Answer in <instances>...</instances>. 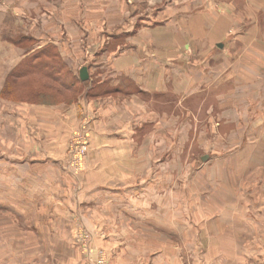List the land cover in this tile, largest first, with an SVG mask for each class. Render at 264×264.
I'll return each mask as SVG.
<instances>
[{"label":"rangeland","instance_id":"rangeland-1","mask_svg":"<svg viewBox=\"0 0 264 264\" xmlns=\"http://www.w3.org/2000/svg\"><path fill=\"white\" fill-rule=\"evenodd\" d=\"M130 1L0 0V264H264V13L225 0L212 19L225 33H168L177 0ZM112 6L136 8L107 19ZM93 8L85 55L99 38L118 55L148 24L164 64L118 75L94 58L81 86L52 81L49 60L79 73L57 45L38 46L42 27ZM124 20L133 32L115 34ZM109 93L122 123L96 132L86 117L47 125L37 108Z\"/></svg>","mask_w":264,"mask_h":264},{"label":"crops","instance_id":"crops-1","mask_svg":"<svg viewBox=\"0 0 264 264\" xmlns=\"http://www.w3.org/2000/svg\"><path fill=\"white\" fill-rule=\"evenodd\" d=\"M127 1L131 2L130 0ZM176 3L177 6L173 7L174 10L171 11V16L169 15L172 21L167 22L166 24L168 25V28H166L168 30V33H179L180 32L179 28L181 29L184 28L182 29V32L184 33H193V34L194 33L212 34V33L226 32V29L223 32L222 30L223 27L221 29L218 28L216 30H213V22H212V19H215L219 15H224V13H220V12H223L224 9H226L228 6L225 0H177ZM132 7L133 6L130 7L131 9L126 10V14H125L123 13V11L121 12V10H117L115 7L112 6V10L111 11L108 10L107 13L104 14V17L107 19L118 18V17H120V19L121 18L127 19L131 17L135 12L134 9L136 7L133 10ZM248 8H251V10H253L255 14L257 13L261 15L262 13H264V0H247V4L244 6L243 10L251 11ZM157 11L158 10H155L156 15L160 10L158 12ZM88 12H90L91 14H88L87 12L84 14V12L82 11L75 10L72 15L69 14H64L60 16L53 15L54 17L53 19H59L60 17L65 20L53 21L51 22V26L45 23V25L42 27L44 29V33H41V35L38 37V41H39L38 46H40L42 43L43 44L53 43L57 45L60 54L63 56L62 58L66 60L68 64L72 66L74 65L76 67L77 73H79L81 67L87 66L88 75H90L89 69H90V65L93 64L92 61L94 58H96L95 60H98L94 63V66H104V67L109 66L112 69L113 67H115L116 70L114 69L113 70L115 72H118L117 73L118 75L120 73H124V74L126 73V75L129 74L130 69L128 70V68L131 67L133 63H138L140 66L141 65L149 66V65H153V63L156 61L157 63L155 62L154 64L160 67L164 64L163 52L161 49L163 47L162 40L164 39V37L157 36L159 35V33L157 32L156 37L152 36L154 39L151 38L149 43V40L146 37V35L149 34V30H148L149 27L147 23H146L147 25H141L137 31V33L140 34L139 37L142 38V41L138 43L131 42L123 45V47H121V49H123V52H120L121 54L118 53V55H112L113 52H109L108 49L107 50L103 49V46L105 44V39L103 38L101 41V38H99V41H97L90 48V50H92L91 51L92 53L85 55L82 52V51H86L85 50L86 47H84L83 45L84 35L87 32L89 33L94 32V28H92V26H94V22L92 20L85 22L84 20L91 19L90 18L91 16H93V18L99 16V14L97 13L98 10L95 11L94 8L88 9ZM159 15L161 18L165 17L163 15V11H160ZM42 16H46L45 11H42ZM76 16L81 21L78 20L79 22H72L70 18ZM68 17L70 18L68 19ZM178 18H180V20L176 21V19ZM179 21H182L184 23H181ZM83 22L87 26H83L82 25ZM110 26L112 27L113 32L115 34L118 33L131 34L134 30V26H132L130 22H127L125 20L118 26L114 24ZM160 28L161 27H157V30H160ZM57 32H60L61 34L57 35ZM220 44L221 43H218V45ZM149 45H155V46L157 45V47H161V48H157L156 51L158 52L155 53L156 51L153 50L150 51ZM152 49H155L154 46ZM101 50L103 52L101 53V58H100L98 54L101 52ZM151 56H153L154 58H152ZM20 58H18V60ZM18 60L15 61V63L11 65V67L17 64ZM170 62L171 64H175L177 63V59L172 60ZM121 69H123V71H121ZM149 70L150 69H147L145 72L150 73ZM152 70L154 71L155 69ZM152 74L151 77H154V73ZM149 80H153V82L156 81L155 78ZM140 88H141V83H140ZM147 91H148L147 89H143V92H147ZM116 93H118V91H116ZM116 93H109V95L107 96L91 98V99H88L87 97H82L76 103L68 106H63V105H57L51 107H46V106L37 107L32 105H27V106L43 109L44 113L48 115L47 116L48 119L46 121L47 125H80L82 122L83 123L81 125H85L86 123H84V119L86 117L91 121L89 125H93L92 130L96 132L97 130H100L99 128L107 127V125H121L122 119L120 118L121 116L119 115L120 112H115L111 106V101H113L111 95H114ZM134 96L135 98H138L137 95ZM129 98H132V96L130 95ZM31 125H35V123L32 122ZM94 138L95 141L96 137ZM71 175L75 176L72 173Z\"/></svg>","mask_w":264,"mask_h":264},{"label":"trees","instance_id":"trees-1","mask_svg":"<svg viewBox=\"0 0 264 264\" xmlns=\"http://www.w3.org/2000/svg\"><path fill=\"white\" fill-rule=\"evenodd\" d=\"M55 57H53V58H55ZM50 59H52V58H50ZM60 60H61V58H60ZM60 60L58 61V63H54L51 60L44 63L43 68H45L48 71V74H49L48 77H50V79L52 81L53 80L57 81L61 87L65 86V89L67 91H71L70 89L74 88L75 86H78V87L81 86L83 84V82H85V81H81L79 79V77H76L74 79L73 74L70 71L66 70L64 63L61 62ZM32 61L34 63L39 62V58L35 57ZM39 65H41V63H37V65L35 63V65H33V66H35V68H36V67H39ZM50 65H52L53 69L50 67ZM49 67L51 68V70H50L51 72L49 71ZM38 69H40V68H38ZM63 70H64V73L60 74V71H63ZM69 77L71 78L70 81L68 80Z\"/></svg>","mask_w":264,"mask_h":264},{"label":"water","instance_id":"water-1","mask_svg":"<svg viewBox=\"0 0 264 264\" xmlns=\"http://www.w3.org/2000/svg\"><path fill=\"white\" fill-rule=\"evenodd\" d=\"M79 79L81 81H86L88 79V72H87V67L86 66H83V67L80 68V70H79Z\"/></svg>","mask_w":264,"mask_h":264},{"label":"built area","instance_id":"built-area-1","mask_svg":"<svg viewBox=\"0 0 264 264\" xmlns=\"http://www.w3.org/2000/svg\"><path fill=\"white\" fill-rule=\"evenodd\" d=\"M85 144H86V143L83 142V145H85ZM75 152H76V151H75V149L73 148L71 154H73V153H75ZM69 159H70V158H69ZM70 161H71V159H70ZM89 237H91V236L88 235V234H86L87 243L91 240V238H89ZM86 250L89 252V247H86V248H85V252H86Z\"/></svg>","mask_w":264,"mask_h":264}]
</instances>
